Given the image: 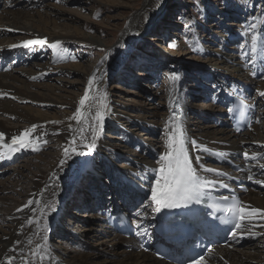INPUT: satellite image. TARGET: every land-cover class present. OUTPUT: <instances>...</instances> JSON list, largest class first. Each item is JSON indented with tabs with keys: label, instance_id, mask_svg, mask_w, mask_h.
Instances as JSON below:
<instances>
[{
	"label": "rangeland",
	"instance_id": "rangeland-1",
	"mask_svg": "<svg viewBox=\"0 0 264 264\" xmlns=\"http://www.w3.org/2000/svg\"><path fill=\"white\" fill-rule=\"evenodd\" d=\"M147 4V0H0V74L4 72L13 78L9 83L15 91L23 90L27 83L35 94L49 95L50 99L58 102L10 101L17 112L31 105L32 109L48 117L50 123L73 117L89 78L93 73L97 74V66L106 60L105 80L102 78L104 73L100 72L94 82L98 87L96 104L106 92L108 113L114 110L131 123L121 121V124L114 123L99 131L98 137L116 156L108 161L95 157L92 162L95 176L87 174L89 169L82 168L80 177L74 182V190L80 187L79 193L94 195L90 183L84 179L86 175L99 180L97 185L100 186L101 180H108L113 171L123 173L135 169L145 160H157L149 158L151 153L143 152L142 145L152 146L156 155L162 149L159 127L148 124H160L169 105L168 93L172 86L190 106L186 119L193 135H207L205 131L210 133L220 128L217 123L223 117L218 111L221 88L226 83L237 84L238 74L234 72V66L238 67L244 57L253 58L250 51L243 50L247 39L255 36L264 44V0H165L152 26L136 39L125 58L118 62L117 69L110 70L117 63V56L112 59L114 55H120L114 48L120 45L121 36L131 19L144 17L140 15ZM21 15L32 30L42 34H60L66 36L65 40L57 49L48 43L11 47L30 40L8 27V19ZM173 42L175 49L169 47ZM119 49L122 53L123 47ZM225 59L233 60V63H227ZM43 66L46 68L44 71L40 69ZM243 77L241 81L245 83ZM259 79L254 78L255 87L247 94L257 102L255 106L261 119L259 117L254 126H258L263 137L264 97L260 93L264 90V80ZM107 115L113 118V115ZM140 119L141 126L137 122ZM208 137L216 136L210 133ZM36 148L37 151L29 147L22 149L6 162L0 160L2 195L19 196L18 200H25L31 181L47 172L60 152L59 148H52L49 144ZM261 154H264V149ZM206 164L211 166L209 161ZM16 174V178H12ZM65 176L66 171L61 182ZM147 196L143 194L141 200H148ZM121 197L114 194L113 198L120 201ZM96 204L92 201L88 206ZM88 206L83 208L81 204L63 208L64 216H67L63 217L65 220H59L57 215L53 219L50 243L60 246L67 235L72 236L70 239L78 236L75 244L68 241L71 243L66 245L70 254L88 248L93 259L113 260L120 244L111 245L109 236L97 234V229L88 230L93 227V221L101 220L95 214L91 217L92 211ZM250 243L246 242L238 251L249 253L246 250Z\"/></svg>",
	"mask_w": 264,
	"mask_h": 264
},
{
	"label": "bare ground",
	"instance_id": "bare-ground-1",
	"mask_svg": "<svg viewBox=\"0 0 264 264\" xmlns=\"http://www.w3.org/2000/svg\"><path fill=\"white\" fill-rule=\"evenodd\" d=\"M164 1L147 0L148 4L140 15L144 17L139 18L135 16L131 19L127 29L121 36L120 45L114 48L116 53L120 55H114L112 59L114 60L117 56V63L111 66L110 70L117 69L118 62H121L125 58L136 39L147 28L152 26V23L160 14ZM135 18L138 19L134 21ZM24 20V16L21 15V17L8 19L7 24L8 27L23 33L30 40L44 39L49 45L59 42V46L65 40L64 37L66 36L63 37L60 34H42L34 31ZM121 46L123 47L122 53H120L119 49ZM252 47L253 41L252 37H250L247 39L243 50L250 51L253 58L244 57L243 61L238 63V67L234 66V72L238 74V76L236 75L238 77L237 84L226 83L221 88L223 95L219 98L218 111L223 116L222 125L220 128L210 131L216 137L209 138V131H205L207 135H193L186 119L190 114V106L187 104V100L183 99L175 86H172L168 93V101L174 100L182 111L179 123L184 129L188 141L186 146L189 150V157L193 163V167L197 169L198 175L201 178L215 181L214 184H208L207 187L211 189L215 184L223 182L221 176L226 168L223 164L221 166V162L224 159L229 162L238 163L245 169V173L242 176H235V178L249 181L251 187L249 193L243 197L244 210L248 212L245 220L247 224L244 225L243 234L250 240L255 239L254 243L248 242L250 244L247 245L249 249L246 252L249 253H242L238 250L219 249L216 255L210 256L206 264H264V245H262L264 244V158H261L264 157V154H261L264 149V136L262 137L258 126L251 127L250 131L242 136H236L226 125L227 114L229 116L228 109L231 106L230 100L234 96H240L244 99L247 103L248 112L254 114L256 121L261 115L255 106L257 102H254V98H251L247 93L255 87L254 78L264 80V44L262 45L257 38L255 52L252 51ZM105 61L99 63L97 66V75L100 76V72L104 73L103 79L106 78L107 73L104 65ZM225 61L233 63V60L230 59H225ZM40 69L46 70L44 66L40 67ZM241 76H244L245 83L241 81ZM10 79L13 80L9 74L4 72L0 74V134H3V141H0V144H3V147H0V160L6 162L22 149L33 148L43 144H49L50 147L55 149L59 148L60 152L56 161L51 164L50 169L42 175L35 176V179L31 181L30 191L27 193L25 200L20 201L17 199L19 196L14 198V195L4 196L0 191V264H154V262L156 264L157 262L144 252L134 251L128 253L123 247L126 244V240L109 234L100 218L99 220L95 219L93 227L88 230L93 231L97 229V234L109 236L108 242L111 245L120 244V248H117L114 252L116 257L113 260L93 259L92 255L89 254L90 250L88 248H86V251H73V254H70L66 245L71 242L75 244L76 237L78 236L75 235L76 237H73V241V239H70L72 236L69 237L67 235V238H63L62 245L55 246L50 243L49 234L53 227L54 216H60L59 220L67 216V214L64 216L63 208L80 206L81 204L83 208H86L92 201L98 204L94 207L88 206L92 211L91 217L94 214L99 217L108 207L113 208L114 206L124 204L129 208H133L134 212L141 213L140 218L144 219L145 216L148 218L151 210L155 207L150 197L151 187L158 175L159 158L167 151L166 129L170 128L171 124L174 123L171 119L173 116L170 114L171 108L169 105L161 117L160 124H148L152 127H159L158 134L159 139L163 142L162 149L156 155V149L152 146L142 145V148L144 147L142 149L143 152L151 153L149 154V158L155 157L157 160L153 162L145 160L140 162L141 164L136 166L135 169H129L123 171V173L113 171V175L108 180H101V187L97 185V181L99 180L96 181L95 178L86 175L84 179L90 183L92 192L94 193L91 196L90 194L85 195L83 192L79 193L80 187L74 190V182L80 177L82 168L91 166L95 157L108 161L113 160L116 156V153L109 150L104 142H102V139L98 137L99 131L105 127L112 126L114 123L121 124V121H125L124 123L127 124L131 122L123 120L124 117L115 113L112 109L114 112L111 111L108 114L113 115V118L106 115L103 127L101 128L99 122L95 121V112L97 110L96 99H90L86 102V108H82L83 116L80 121L69 118L63 122L52 120L53 123H50L51 121L48 122V117L38 110L32 109L31 105L22 108L21 112H17L16 107L10 101H29L36 104H58V102L52 98L50 99L49 95L35 94L30 90L27 83H25L26 87L23 90H19L20 92L15 91L9 83ZM239 82L241 83L239 84ZM31 87L36 86L32 85ZM97 89V84H93L90 90V97H96ZM261 96L264 97V95ZM8 120L14 123L10 124ZM140 121L142 119L137 121L138 125H140ZM33 125L36 126L35 129H33ZM89 125L95 128V134L98 137L95 140L96 146L91 152L84 147L85 144L92 141L93 130ZM26 131L31 132V136L26 137V140H30L31 143H28L26 147L11 144L13 137H18ZM128 141L131 142L130 140ZM192 141L196 142V148L192 147ZM66 148L70 154L68 157H65L64 154ZM245 153L248 154L247 158L244 155ZM61 159H67V163L63 167L59 166ZM209 159L210 161H215L220 166L215 168L207 165L206 162ZM197 160L199 161L198 163ZM204 169L210 171H205ZM65 171V180L61 182L62 174L64 175ZM17 174L12 178L15 179ZM120 177H125L128 180V184L124 185L121 183ZM136 185L141 186L140 188L138 187L139 190L135 188ZM253 188L258 190H253ZM61 190L62 192L60 193ZM141 191L149 194L147 196L149 197L148 200H141ZM114 194L122 196L120 201H116L113 198ZM75 195L77 199H74ZM36 201L39 203H35ZM252 209H258L259 211L252 213ZM3 215L5 216L3 217ZM147 218L146 223L148 222ZM55 222L58 224V221ZM95 222L98 223L97 227ZM149 261L153 263H149Z\"/></svg>",
	"mask_w": 264,
	"mask_h": 264
},
{
	"label": "snow or ice",
	"instance_id": "snow-or-ice-1",
	"mask_svg": "<svg viewBox=\"0 0 264 264\" xmlns=\"http://www.w3.org/2000/svg\"><path fill=\"white\" fill-rule=\"evenodd\" d=\"M187 27V25H186ZM256 37H252L253 47L252 51H256ZM47 41L44 39H36V40H28L24 41L21 45H12L11 47H29L31 45H41L46 44ZM59 46V42L53 43L51 47L53 49H57ZM169 47L172 49L176 48V44L173 42L169 44ZM98 80V76L96 73L88 80V87L85 89V93L83 97L79 100V107H77L73 117L70 119H75L80 121L83 113L82 108L86 105V102L90 99H98L97 97H90V90L94 82ZM260 95H264V92L260 93ZM107 93H104L103 99L99 100L97 104V110L95 112V121L99 122L101 128L103 127V123L105 121V116L108 114V104L106 103ZM228 111L231 113L233 111L232 108H229ZM174 123L171 124L170 128L166 129L167 132V141L165 151L159 158V168L157 170L158 175L155 183L151 187V202L155 205V210L159 212L161 209H171L180 207L181 205L187 206L190 203H200L203 199H205L207 185L214 184L215 181H209L206 178H201L198 175V171L195 167H193L192 161L189 159V150L186 148V144L188 143L184 129L179 123V117L173 116L171 117ZM35 125H33V129H35ZM89 127L93 130L92 141L88 144H85L84 147L88 149L89 152L93 151L95 148V140L98 138L95 134V128L92 125ZM31 136V132L21 133L18 137H13L11 144L18 145L19 147H26L28 143H31L30 140H26V137ZM0 141H3V134H0ZM192 147L196 148V142H191ZM0 147H3V144H0ZM38 148L33 147V151H37ZM75 151V149H73ZM65 157H68L69 151L65 149ZM82 154V153H81ZM247 158L248 154H244ZM255 158V157H253ZM199 161L197 160V163ZM67 163V159H61L59 162V166L63 167ZM205 171H210L208 169H204ZM251 179V177H249ZM224 186V185H221ZM223 200H227V197L221 198ZM33 203V202H29ZM35 203H39L36 201ZM210 207H214V205H210ZM234 211H238L242 213L244 209L238 205V203L229 205L226 215L232 214ZM252 213H256L258 209H252ZM139 229V225L137 226ZM235 227L239 229L241 227L240 223H236ZM144 230L139 229L137 231V235H143ZM203 258H201L202 260ZM194 264H200V261L194 262Z\"/></svg>",
	"mask_w": 264,
	"mask_h": 264
}]
</instances>
